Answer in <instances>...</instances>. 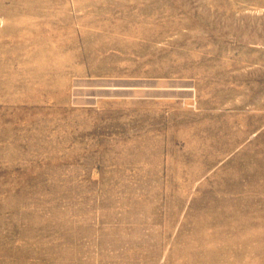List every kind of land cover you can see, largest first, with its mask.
Returning a JSON list of instances; mask_svg holds the SVG:
<instances>
[{"label":"rangeland","instance_id":"obj_1","mask_svg":"<svg viewBox=\"0 0 264 264\" xmlns=\"http://www.w3.org/2000/svg\"><path fill=\"white\" fill-rule=\"evenodd\" d=\"M0 264H264V0H0Z\"/></svg>","mask_w":264,"mask_h":264}]
</instances>
